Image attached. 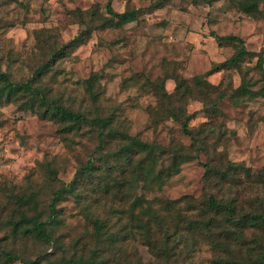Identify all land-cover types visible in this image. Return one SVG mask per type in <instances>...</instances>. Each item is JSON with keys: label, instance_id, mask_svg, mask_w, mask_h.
Segmentation results:
<instances>
[{"label": "rangeland", "instance_id": "1", "mask_svg": "<svg viewBox=\"0 0 264 264\" xmlns=\"http://www.w3.org/2000/svg\"><path fill=\"white\" fill-rule=\"evenodd\" d=\"M239 1L112 0L115 11H134L136 20L97 28L74 46L85 25L104 19L108 0H0V69L69 110L111 116L110 126L125 137L95 153L94 129L40 116L46 106L22 89L7 100L0 81L3 250L35 264L95 251L103 264H259L261 223L243 229L207 203L210 197L233 202L236 215L264 212V95L235 92L241 83L264 91V1L252 12ZM217 35L244 40L253 55L242 60L241 71H213L238 48L218 46ZM64 46L62 57L51 61ZM185 118L201 146L182 132ZM127 137L153 146V153L140 151L131 163L116 159ZM175 149L193 158L170 172ZM93 153L99 156L95 172L78 174ZM231 162L242 163L250 177L239 171L222 178ZM204 163L213 169L211 180H205ZM71 181L76 189L55 201L57 218L50 223L53 192ZM29 194L36 209L33 201L19 200ZM21 212L46 220L52 241L35 237ZM97 218L106 222L101 237ZM164 233L170 234L166 244ZM0 264L23 263L0 253Z\"/></svg>", "mask_w": 264, "mask_h": 264}, {"label": "trees", "instance_id": "2", "mask_svg": "<svg viewBox=\"0 0 264 264\" xmlns=\"http://www.w3.org/2000/svg\"><path fill=\"white\" fill-rule=\"evenodd\" d=\"M112 0H108V2L105 5V16L104 19H101L99 24L96 25H85V28L76 35L71 43L74 46H79L84 43V41L87 40V38L90 36V34L97 28H105L108 25L112 24H126L131 21L136 20V12L134 11H128L124 10L122 12H117L113 9ZM264 0H251V1H239V5H242V9L245 12H252V11H259L258 9V3L263 2ZM93 10V11H92ZM91 16H94L95 9L94 7L91 9ZM96 17V16H94ZM92 17V18H94ZM218 46H222L226 42L229 43H235L238 45V48L236 52L229 58L225 59L224 61L216 64V66L213 68V71H220L230 68H235L238 71H241V62L245 57L252 56L253 54L249 52L246 48L245 42L243 39H241L238 36L235 35H220L216 36ZM67 46V45H66ZM66 46L59 48L56 52L52 54V57L50 58L51 61L54 60L58 55L61 54L60 57H62L64 49ZM48 68V64H41L37 68V72L41 73L45 71ZM240 73V72H239ZM244 75H242V81L244 82ZM182 81L183 78L181 79ZM0 81L4 84V89L7 91V97L6 99L9 100L12 95H14L19 90H24L26 92H29L31 95L37 97L40 100V103L46 108L44 109L45 112L41 113L40 116L46 117L47 114H49V117H54L60 120H68L72 122L75 125H86L90 128L94 129L96 132V139H97V145L95 148V153L99 152L104 146L110 141L114 139H118L119 141H123L125 137L121 136V132H118L116 129L114 130L110 125L112 121L111 116H100V115H94L92 117H87L83 113L75 112L72 110L67 109L62 104H59L56 100L49 99L46 94L37 87L32 86L29 82H14L10 79L8 73L2 71L0 69ZM87 88L92 94L91 88H92V79L89 78L86 80ZM218 86V85H217ZM175 89L178 90V85L175 86ZM247 89V90H246ZM250 93V97H256L258 95L263 96L264 91H252L248 90L246 86H244L243 83H241L236 89L235 92L239 93ZM220 93V92H219ZM225 98V95L222 93L219 95L218 100L222 101ZM47 113V114H46ZM188 119L185 118L184 120H181V130L185 135H188L193 142L195 146H201L202 142L196 138L192 132V130L188 127ZM127 141L121 145V148L117 150L115 153L116 159H124L127 163H131L133 160V157L138 152H149L153 153L154 147L145 143L141 142L140 140L136 139L135 137H127ZM90 154L87 157V160L84 165H82L79 170L78 174H88L91 175L95 172L96 163L99 161L98 154ZM165 152H163L164 154ZM189 158H193L191 155L185 154L181 149H175L174 153L172 154L169 170L177 171L180 164L184 161H186ZM205 168V180H211L213 175L211 171L213 170L212 167L208 163H204ZM138 167L141 166V162L138 161ZM242 172L244 174V179H248L250 177V171L247 167H245L242 163L238 162H231L228 165L227 171L221 174V177L224 178L227 175L226 174H236L235 172ZM170 172L168 175H170ZM217 173V172H216ZM163 175V174H162ZM218 175V174H217ZM215 177V176H214ZM155 178L157 180H161L162 176L161 173L156 174ZM75 181H71L66 186L56 190L53 192V197L51 198L50 203L48 204V216L46 220L52 219V222H54L57 218V209L55 206V201L58 200L62 194L64 193H73L75 191ZM21 204H29L33 201V207L36 209L37 205L34 202L35 196L34 194H29L28 196H21L20 197ZM207 203L210 207L215 208L217 212H224L227 217V221L232 223L233 225H237L241 228H245L247 226L252 225L253 223H261V225L264 228V212H254V213H241L240 215H236V205L233 202H221L216 201V199L210 197L207 200ZM21 219L23 221H26L27 223L31 224V232L34 234L35 237L45 240V241H52V235L48 230L46 229V220H42L40 218L39 214H34L33 216L27 217L23 212H21ZM106 225V222L102 219H95L94 227L97 237H101L102 235L106 234V231L104 230V227ZM17 226V223L15 224V227ZM170 234H165L162 236L163 242L166 244L168 241V236ZM147 238L148 243L150 246H156V243L154 241H150L148 236H145V239ZM0 253L8 259L9 261H20L23 264H35V261L33 260H24L21 256L15 255L11 253L10 251L3 250L0 247ZM95 256L98 254L96 251L94 252ZM95 256H90L87 258L83 257H72L68 259H58L53 262H49L47 264H103L102 262H98L95 258ZM225 263H229L230 261L227 259H223ZM259 264H264V248L262 249L261 255L259 256L258 260Z\"/></svg>", "mask_w": 264, "mask_h": 264}]
</instances>
